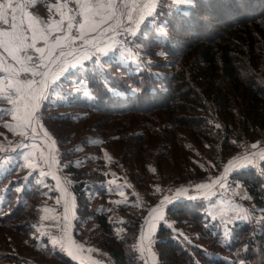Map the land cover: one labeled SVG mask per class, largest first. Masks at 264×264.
Listing matches in <instances>:
<instances>
[{
  "label": "trees",
  "instance_id": "obj_1",
  "mask_svg": "<svg viewBox=\"0 0 264 264\" xmlns=\"http://www.w3.org/2000/svg\"><path fill=\"white\" fill-rule=\"evenodd\" d=\"M49 2L57 0H38L39 10ZM129 37L124 56L118 48L61 74L38 115L54 155L72 175L75 238L95 222L98 244L114 264H148L140 230L159 202L131 193L116 203L111 181L126 177L143 188L151 172L152 180L166 176L181 186L209 173L194 162L202 149L223 169L243 144L264 140V0H159ZM11 108L0 101V136L9 129ZM25 163L20 152L0 162V264H78L42 234L44 209L58 192L52 178L41 180ZM230 177L262 218L236 222L226 243L207 216L205 198L185 196L164 208L165 221L174 223L161 222L155 234L160 264H225L207 254L213 247H224L233 264H264V159ZM186 227L195 242L179 234Z\"/></svg>",
  "mask_w": 264,
  "mask_h": 264
},
{
  "label": "snow or ice",
  "instance_id": "obj_2",
  "mask_svg": "<svg viewBox=\"0 0 264 264\" xmlns=\"http://www.w3.org/2000/svg\"><path fill=\"white\" fill-rule=\"evenodd\" d=\"M36 2L37 0H0V101L12 105L9 111L16 122L15 128L12 124H6V127L13 131L18 129L17 134L24 140L35 142L37 137H41L42 141L54 143L47 131L42 134L37 131L40 124L38 113L42 101L50 98L49 90L56 91L54 85L60 81L61 74L77 68L78 65L82 66L84 61L93 60L94 57L98 59L100 56H108L117 45L122 44L119 37L136 36L140 23L145 19V13L151 15L154 12L157 0H71L74 7H69V0H64L63 3L49 6L50 14L58 13L60 18L54 19L50 15L48 20L28 11ZM184 2L194 5L196 0ZM38 44L41 46H37ZM18 147L39 150V159L49 168L55 163L51 150L49 155L45 156L43 149L35 143L25 145L21 142ZM256 147L257 145H252V148ZM0 151L6 149L0 147ZM258 155L264 159V152ZM246 159L250 165L252 160ZM24 160L25 168H36L31 153L25 155ZM235 163V160L231 161L224 168V174L211 184L196 185V191L215 185L224 187L229 169L233 168ZM39 175L51 173H45L41 168ZM57 185L59 186L58 179ZM20 190L19 187L16 188V191ZM60 190L61 195L68 198H58L56 201L57 204H62L63 214L62 217L52 219L56 220L57 224L62 220V227L61 236L52 238V243L59 245L61 250H66L75 260L78 257L74 254L73 247L79 252H84L85 249L76 245L68 234L72 219L75 218L74 199L70 197L67 187H61ZM186 192V189H179L176 195L182 196ZM167 203H171V200L165 196L158 207L150 210L149 218L141 225V240L145 239L147 229L148 242L152 243L155 221L165 220L164 207Z\"/></svg>",
  "mask_w": 264,
  "mask_h": 264
},
{
  "label": "rangeland",
  "instance_id": "obj_3",
  "mask_svg": "<svg viewBox=\"0 0 264 264\" xmlns=\"http://www.w3.org/2000/svg\"><path fill=\"white\" fill-rule=\"evenodd\" d=\"M15 2V0H14ZM179 4V3H178ZM69 7H74V4L71 2ZM43 15V13H42ZM52 15L53 18L59 19L58 13H52L48 16ZM48 16H42L44 20H47ZM148 19V18H147ZM146 19V20H147ZM126 38H132V37H119L118 39L122 41L121 45H117L115 50H121V55L124 56L127 51H129V48L125 49L126 45L124 43ZM39 45V44H38ZM37 45V46H38ZM131 50V47H130ZM2 75V74H0ZM9 124L13 125V128H15L16 122L12 119ZM40 126V128H39ZM18 129L17 131H13L12 129H8L7 132H5L4 136H0V147L6 149V151H0V162H5L7 160L11 159V155H15L17 153H22V158L24 160V156L28 155L29 153L32 154V162L36 165L35 169H32V171H37L39 173V170L43 168L45 173H51V175H45L40 176L41 180H45L47 177H50L55 182V188L58 192L57 197L55 200L51 201L46 205L45 211L43 213L42 217V234L45 236H48L50 238V242L52 243V238L56 237L59 238L61 236V227H62V220L60 224H57L56 220L52 219L53 217H62L63 214V207L62 204H57V199H66L68 197H63L61 195V187H67L68 192L70 193V197L74 199L71 184L73 182L72 175L68 174L64 167L61 166L59 163V156L57 153H55V163L52 165L51 168L48 167V165L43 164L42 161L39 159L40 157V151L34 150L31 147H18V145L23 142L25 145H31L35 143L36 145H39L40 149H43L44 155H49V150H51L53 143L47 140L41 139V137H37L36 141L33 142L31 140H24L23 137L18 135ZM37 131L39 133H43L45 130L44 128L39 124ZM29 135L31 136V133L29 132ZM257 145L256 148H252V145ZM242 153L239 154V156L235 159L236 163L234 164L233 168L229 169L228 172V179L225 183L224 187H220L219 185H215L212 188H204L200 189L199 191H196V186H194L195 183H192L191 181H197V180H188L189 183L184 185H175L177 182L175 181V178L169 179V177L157 175L155 180H152L150 174L147 175V184L145 187H137L134 185V183L131 180H128L126 177L123 181H118L114 179L111 181V187L112 189H115V195L114 191L110 188V193L113 195V198L116 199V201L126 202L128 201L129 194L136 195L140 200L144 201L145 203H153L151 200L158 201L156 205H153V208H156L159 206L160 201L164 199L165 196H168L171 200L173 194H176V190L179 187H191V192H189V189H187V192L184 195H188L190 193L191 197H195L196 199L206 200L207 204V216L211 219V221L217 223V227L221 228L222 230V236L224 238V241L226 243H229L231 241V236L233 234L232 227L236 222H252L254 218H257V221H259L263 214L255 210L254 203L250 201V197L248 196L247 191L244 189V187L240 183H233L232 178L230 175L238 171L236 169H241L242 167L252 166L254 162H256L258 159H260L259 153L264 152V140H256L255 142H249L248 144L242 145ZM55 148V147H54ZM256 154V155H253ZM121 155V154H120ZM137 157V156H136ZM135 156H132L131 158L127 159L128 161L131 159H135ZM194 162L195 164H198L204 168H207L209 173L202 178L201 180L198 179L197 185L199 184H211V182L215 179H217L219 176L224 174V168L227 167V164L223 169L216 168L215 164H213V158L212 154L208 149H202L199 151L196 155H194ZM251 159L252 163L249 165L247 163V159ZM155 160L153 154L151 155V161ZM158 160V159H157ZM128 161H126L125 169L127 170V173H129L128 168ZM159 164L160 162H163V169L161 167V173H167L169 170L165 167V163H167V159L163 158L162 161L158 160ZM168 167V166H167ZM194 167V165H193ZM58 174H57V173ZM153 172H155V169H153ZM196 170H193L192 176H196ZM53 177H56L54 179ZM57 179L59 180V186L57 185ZM187 182V181H186ZM159 189V191H157ZM190 197V196H189ZM158 198V199H157ZM100 202V201H99ZM150 212L147 214L146 219L149 218ZM71 218V217H70ZM145 219V220H146ZM156 228L154 229V233L159 228V225L161 222L155 221ZM165 224L170 226V223L168 220L165 221ZM90 228H86L85 232H82V234L79 236L78 239L74 238L76 245H81L83 248H85V251L82 252L85 254L84 256L87 258L86 263L87 264H93V262H98V264H114L113 256L110 253H107V250L103 249L99 246L98 241L100 240V233L96 232L98 230L97 225L95 222L92 224H89ZM40 228V226H39ZM73 228L71 227L68 230V234L73 238L75 236L72 232ZM180 231L179 234L183 235V237L189 239L192 242L196 241V237H193V232L191 231L190 227H186V229H177ZM178 231V232H179ZM145 239L147 238V229H145ZM11 245L13 244L10 242ZM57 248H60L59 245H56ZM16 248V247H15ZM19 247H17L18 249ZM13 249V247H12ZM88 249H91V251H88ZM73 252L75 255H77L76 261H80V254L75 247H73ZM64 252L68 255L67 251L64 250ZM207 254L210 256H213V258L218 260H223L225 264H233L232 256L224 252V247H213L210 250L207 251ZM90 256V258H88Z\"/></svg>",
  "mask_w": 264,
  "mask_h": 264
},
{
  "label": "crops",
  "instance_id": "obj_4",
  "mask_svg": "<svg viewBox=\"0 0 264 264\" xmlns=\"http://www.w3.org/2000/svg\"><path fill=\"white\" fill-rule=\"evenodd\" d=\"M38 1V0H37ZM173 1H175L176 3H179V4H183V3H185L184 2V0H173ZM64 2V0H57V2H55V3H51V2H49V5H48V7H47V9L43 12V11H41V10H39V7H38V5H37V2L35 3V5L34 6H30L29 7V9H28V11H30V12H32L34 15H36L37 17H39V18H41V19H44L42 16H48L49 15V6H51V5H56V4H58V3H63ZM158 2H159V0H157V4H158ZM70 4H71V0H69V6H70ZM157 4H156V7H157ZM185 4H187V3H185ZM156 7H155V10H156ZM155 10H154V12H155ZM153 12V13H154ZM42 13H43V15H42ZM152 13V14H153ZM151 14V15H152ZM151 15H148L147 13H145V19L140 23V24H142L147 18H149ZM49 17L50 16H48V18H47V20L49 19ZM54 19H56V18H54ZM38 46H41L40 44L38 45ZM191 190H194V189H190L189 188V192H191ZM175 196H176V194H175ZM189 197L190 196V193L188 194V195H182V197L181 196H177V198L178 197H181V198H183V197ZM165 208V207H164ZM165 216V215H164ZM165 221V220H164ZM158 222H163V221H158ZM169 223H170V225H173V221H169ZM157 232V231H156ZM155 234L156 233H154V236L152 237V243L151 244H149V242H148V240L146 241V240H140V246H141V251L143 252V255L147 258V262H148V264H160L159 263V260H158V258L156 257V249H155ZM85 254H83L82 252H81V254H80V256L83 258V259H86L87 260V258L84 256ZM88 258H90V256H88Z\"/></svg>",
  "mask_w": 264,
  "mask_h": 264
},
{
  "label": "built area",
  "instance_id": "obj_5",
  "mask_svg": "<svg viewBox=\"0 0 264 264\" xmlns=\"http://www.w3.org/2000/svg\"><path fill=\"white\" fill-rule=\"evenodd\" d=\"M51 152H52V154L54 153L53 148H51ZM80 258H81L80 261H78L79 264H87L86 259H83L81 256H80Z\"/></svg>",
  "mask_w": 264,
  "mask_h": 264
},
{
  "label": "water",
  "instance_id": "obj_6",
  "mask_svg": "<svg viewBox=\"0 0 264 264\" xmlns=\"http://www.w3.org/2000/svg\"><path fill=\"white\" fill-rule=\"evenodd\" d=\"M75 236H73L72 240L74 241Z\"/></svg>",
  "mask_w": 264,
  "mask_h": 264
},
{
  "label": "bare ground",
  "instance_id": "obj_7",
  "mask_svg": "<svg viewBox=\"0 0 264 264\" xmlns=\"http://www.w3.org/2000/svg\"><path fill=\"white\" fill-rule=\"evenodd\" d=\"M58 174V173H57Z\"/></svg>",
  "mask_w": 264,
  "mask_h": 264
}]
</instances>
